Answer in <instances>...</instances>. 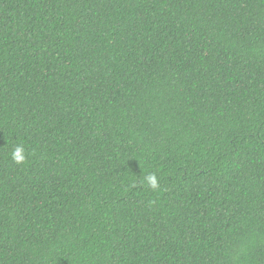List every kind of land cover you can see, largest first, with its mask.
Returning a JSON list of instances; mask_svg holds the SVG:
<instances>
[{
    "label": "trees",
    "instance_id": "16d2710c",
    "mask_svg": "<svg viewBox=\"0 0 264 264\" xmlns=\"http://www.w3.org/2000/svg\"><path fill=\"white\" fill-rule=\"evenodd\" d=\"M0 264H264V0H0Z\"/></svg>",
    "mask_w": 264,
    "mask_h": 264
},
{
    "label": "clouds",
    "instance_id": "9594fccd",
    "mask_svg": "<svg viewBox=\"0 0 264 264\" xmlns=\"http://www.w3.org/2000/svg\"><path fill=\"white\" fill-rule=\"evenodd\" d=\"M12 159L16 164H23L26 160L25 149L22 145H17L11 153ZM144 182L152 189L156 190L160 187L158 177L153 174H148L144 177Z\"/></svg>",
    "mask_w": 264,
    "mask_h": 264
}]
</instances>
